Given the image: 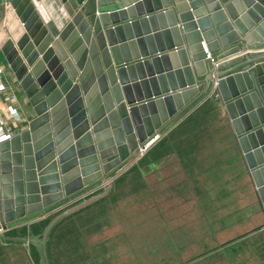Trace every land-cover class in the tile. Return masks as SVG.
Listing matches in <instances>:
<instances>
[{
	"label": "water",
	"instance_id": "95a60500",
	"mask_svg": "<svg viewBox=\"0 0 264 264\" xmlns=\"http://www.w3.org/2000/svg\"><path fill=\"white\" fill-rule=\"evenodd\" d=\"M52 1L7 0L22 32L0 48L34 117L0 141V232L107 179L213 91L264 216V0ZM107 192L5 239L49 264L52 227Z\"/></svg>",
	"mask_w": 264,
	"mask_h": 264
},
{
	"label": "rangeland",
	"instance_id": "374dc122",
	"mask_svg": "<svg viewBox=\"0 0 264 264\" xmlns=\"http://www.w3.org/2000/svg\"><path fill=\"white\" fill-rule=\"evenodd\" d=\"M211 117L192 141L176 146L175 155L181 147L195 160L192 176L175 155L149 162L141 174L132 170H142L140 162L130 161L105 179V187L98 182L0 232V264H41L36 245L5 237H38L40 222L107 188L52 227L49 264H264V229L252 231L264 223L252 182L244 178L226 125ZM164 134L149 155L167 151L169 144L162 150L157 144Z\"/></svg>",
	"mask_w": 264,
	"mask_h": 264
},
{
	"label": "crops",
	"instance_id": "0c3cea01",
	"mask_svg": "<svg viewBox=\"0 0 264 264\" xmlns=\"http://www.w3.org/2000/svg\"><path fill=\"white\" fill-rule=\"evenodd\" d=\"M37 4L42 7L44 10H54V1L52 0H35ZM52 12V11H51ZM22 32V28L18 21L17 16L14 13L13 8L7 2V0H0V46L2 41L7 38V36L19 35ZM264 65V63H263ZM207 100L212 102V105L215 109L211 112L212 116H220L222 121L227 127L228 133L230 134L231 140L236 147L238 157L242 162L244 169V178L246 181L250 177L248 175V169L245 165L243 156L239 149L236 136L232 130L230 121L227 117V114L222 106L219 96L216 94V91H213L211 94L204 96L200 101L194 105L187 108L181 116L172 122L166 130V128L160 133L163 135L167 131L171 130L176 126L180 121H182L187 115L192 114L193 112L199 110L202 105L205 104ZM210 115V116H211ZM34 117V113L27 102L21 88L19 87L15 77L6 62L4 55L1 52L0 48V141L8 138L9 136L15 134L20 129H23L27 126V122ZM164 134V135H165ZM162 137V136H161ZM173 157V156H172ZM177 163H180V159L175 155ZM167 159V158H166ZM171 159V157L169 158ZM163 162V161H161ZM181 164V163H180ZM190 160L185 162V168L182 166L183 170L186 172L187 176H192L195 171L192 169ZM262 214V211H261ZM263 216V214H262Z\"/></svg>",
	"mask_w": 264,
	"mask_h": 264
},
{
	"label": "trees",
	"instance_id": "16d2710c",
	"mask_svg": "<svg viewBox=\"0 0 264 264\" xmlns=\"http://www.w3.org/2000/svg\"><path fill=\"white\" fill-rule=\"evenodd\" d=\"M198 109L199 110L193 112L192 114L187 115L176 126H174L171 130L167 131L166 134L161 138V140H159L157 144H158V147L160 146V150H162L163 147H165L164 146L165 142L166 144H169L168 148L166 146L167 148L166 152L163 153V150H162L160 151V153L158 152V154L149 155L151 151L153 150V147L150 148L140 159H138V162H140V165L143 166V169L140 170L138 166H133L132 170L134 169L135 171H137L138 174H141L144 171L145 165L148 164L149 162L151 163L153 162L154 164L156 162L160 163L161 161H164L168 156L175 155L174 153L177 150V147H176L177 145L179 146L180 143H183L185 141L187 142L192 141L193 137L197 133L198 128L202 126L203 124L202 122H207L208 120L213 119V117H211L210 115L212 114L211 112L215 109V107L212 105V102L210 100H207L205 104L202 105ZM171 142H175V143L171 144ZM190 155H191L190 153L187 154L186 151L182 149L181 147L180 149H178V158L180 159V163L182 164L184 168H185V162L189 161ZM194 161L195 160L190 161V163H192L191 164L192 169H194ZM119 181H121V178L116 179V182H119ZM30 218H33V217H30ZM61 221L62 220H60L55 225H58ZM48 222H44V221L40 222L42 225V229L45 228ZM40 223L32 224V227L34 226V230H33L34 234L38 233V231H36L35 229H37L36 226L40 225ZM52 231L53 230L51 229V232L48 233V236L51 235ZM32 245H35V244H32Z\"/></svg>",
	"mask_w": 264,
	"mask_h": 264
},
{
	"label": "built area",
	"instance_id": "2783aa9c",
	"mask_svg": "<svg viewBox=\"0 0 264 264\" xmlns=\"http://www.w3.org/2000/svg\"><path fill=\"white\" fill-rule=\"evenodd\" d=\"M208 57H209V55H208ZM159 138H160V135L158 134V136H157L155 139H153V140L150 141L149 143L145 144L143 147H139L137 153L135 154L134 158H133L131 161L133 162V161H136V160L140 159V158L146 153V151L152 146V144H153L156 140H158ZM105 181H106V180H104V181L102 182L101 187H105V184H103ZM97 184H98V183H97ZM99 184H101V182H100Z\"/></svg>",
	"mask_w": 264,
	"mask_h": 264
}]
</instances>
